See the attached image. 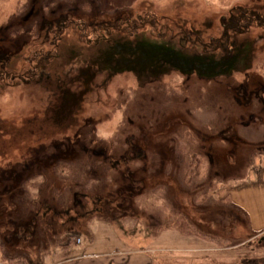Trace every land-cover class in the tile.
Instances as JSON below:
<instances>
[{
  "label": "rangeland",
  "instance_id": "rangeland-1",
  "mask_svg": "<svg viewBox=\"0 0 264 264\" xmlns=\"http://www.w3.org/2000/svg\"><path fill=\"white\" fill-rule=\"evenodd\" d=\"M235 7L264 0H0V264L159 257L187 240L202 264H264V30L239 37L229 74L137 75L72 25L123 42L114 28L147 17L140 41L177 49L185 33L222 38ZM180 217L199 234L171 229Z\"/></svg>",
  "mask_w": 264,
  "mask_h": 264
},
{
  "label": "flooded vegetation",
  "instance_id": "flooded-vegetation-1",
  "mask_svg": "<svg viewBox=\"0 0 264 264\" xmlns=\"http://www.w3.org/2000/svg\"><path fill=\"white\" fill-rule=\"evenodd\" d=\"M146 18L138 19L140 25L129 19L125 23L122 22V27L116 26L114 28L116 31L123 32L124 26L126 27V37L131 39L123 42L113 39L114 36L110 35L111 31L105 32V29L98 31L99 27H93L89 23L74 22L72 25L84 26L86 31L90 30L88 33L86 32L87 41L91 45L102 46L100 53L103 55L104 53L113 54L111 55V62L114 71L124 69L137 75L144 71L159 72L160 69L161 71L177 69L187 74L199 73L204 75L207 72L213 75L229 74L238 69L247 56L249 42L247 39H240L239 37L249 33L255 27L264 30V13L262 11L250 7H235L231 9L228 19L223 23L222 38L213 39L214 37H210L213 42H203L198 38V42H192L190 41L191 36H188L190 34L184 32L185 37L182 39L186 41V44L179 43L181 47L176 49L162 44L160 46L140 41L137 31L140 30L139 26L147 25ZM153 22L149 21V24L152 25ZM64 28L65 26L60 27L58 31L60 32ZM93 35L95 37H92ZM134 41L136 43H133ZM130 45H133L134 49L130 50ZM198 45L201 46L200 49ZM104 47L107 49L103 52ZM99 199L97 197V200ZM93 202L95 203V201Z\"/></svg>",
  "mask_w": 264,
  "mask_h": 264
},
{
  "label": "crops",
  "instance_id": "crops-1",
  "mask_svg": "<svg viewBox=\"0 0 264 264\" xmlns=\"http://www.w3.org/2000/svg\"><path fill=\"white\" fill-rule=\"evenodd\" d=\"M235 201L238 202V198H235ZM260 217V216H259ZM256 220L255 216L251 214L250 216V227L252 230L258 229L260 226L256 225ZM259 224V221H258ZM264 231V230H263ZM165 233H170L172 234H178L176 230H169L167 229ZM174 236L172 235L171 238ZM180 235H178V240H180ZM167 238V237H166ZM189 239V238H187ZM184 243L181 244L180 247L171 249V248H152L153 251H157L158 254H162L159 257H152L150 255H147L145 252L138 250V251H133V252H107V253H100V254H91V255H80V256H73L70 258H67L65 260H61L59 262H55L54 264H163L162 258L163 259H171L172 257H178L180 259H187V260H196L197 264H202L200 263L203 260H199L197 258L190 257L187 254L190 252L191 248L197 249L198 245H195V243H190L186 241H183ZM193 244V246H191ZM198 244V243H197ZM208 250L211 251L214 247L207 246ZM177 251V254H167L168 252L171 251ZM214 250V249H213ZM185 253V254H184ZM198 254V253H197ZM78 257H86L82 258L80 260H77L76 258ZM76 261V262H75ZM80 261V262H77ZM216 260L213 262L215 263ZM205 264V263H204Z\"/></svg>",
  "mask_w": 264,
  "mask_h": 264
},
{
  "label": "trees",
  "instance_id": "trees-1",
  "mask_svg": "<svg viewBox=\"0 0 264 264\" xmlns=\"http://www.w3.org/2000/svg\"><path fill=\"white\" fill-rule=\"evenodd\" d=\"M79 91L81 92L80 89H79ZM58 110H60V109L57 108V105H56L54 110H53V114H52V116L54 115V119H55V117H57V111ZM180 219L182 222L179 225H182V226L173 225L171 227V229L179 230V232L182 234H197V233L199 234V232H197L190 223H186V224L184 223V221H186V220L183 217H180ZM183 225L185 226L186 229L183 228Z\"/></svg>",
  "mask_w": 264,
  "mask_h": 264
}]
</instances>
